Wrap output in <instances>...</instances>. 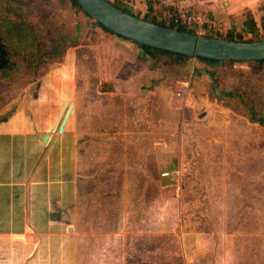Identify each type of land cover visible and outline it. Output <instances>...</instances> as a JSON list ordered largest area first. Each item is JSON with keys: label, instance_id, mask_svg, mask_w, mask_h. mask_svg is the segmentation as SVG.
Instances as JSON below:
<instances>
[{"label": "rangeland", "instance_id": "obj_1", "mask_svg": "<svg viewBox=\"0 0 264 264\" xmlns=\"http://www.w3.org/2000/svg\"><path fill=\"white\" fill-rule=\"evenodd\" d=\"M1 1L4 32L10 19L25 32L5 34L15 67L0 78V133L39 142L75 104L64 133L77 138L79 264H264V124L239 100L205 98L238 90L264 122V64L193 60L185 79L169 67L172 82L150 86L143 58L69 0Z\"/></svg>", "mask_w": 264, "mask_h": 264}, {"label": "crops", "instance_id": "obj_2", "mask_svg": "<svg viewBox=\"0 0 264 264\" xmlns=\"http://www.w3.org/2000/svg\"><path fill=\"white\" fill-rule=\"evenodd\" d=\"M151 5L149 10L147 0L131 2L132 9L142 16L160 19L168 11L198 9L207 26L213 27L211 31L224 36L241 32L249 14L256 22L264 14V0H206L200 4L151 0ZM104 37L128 48L133 63L143 58L139 62L147 64V85L167 86L172 82L165 70L169 66L149 70L138 44ZM184 82L183 85L188 84ZM193 85L200 87L197 82ZM205 94L209 104H213V99ZM209 113L205 111V116ZM28 135L19 131L0 133V264H79L81 234L75 225H70L68 216L77 199L75 187L73 192L70 185L77 174V138L63 132L53 136L47 145L42 141L44 135L39 142H30Z\"/></svg>", "mask_w": 264, "mask_h": 264}, {"label": "water", "instance_id": "obj_3", "mask_svg": "<svg viewBox=\"0 0 264 264\" xmlns=\"http://www.w3.org/2000/svg\"><path fill=\"white\" fill-rule=\"evenodd\" d=\"M80 8L94 22L109 32L132 41L162 51L190 57L220 62H264V40L239 42L226 38H216L164 27L141 17L124 12L108 0H77ZM204 114L200 118H202ZM65 123L58 130L62 134ZM44 135L42 141H47Z\"/></svg>", "mask_w": 264, "mask_h": 264}, {"label": "trees", "instance_id": "obj_4", "mask_svg": "<svg viewBox=\"0 0 264 264\" xmlns=\"http://www.w3.org/2000/svg\"><path fill=\"white\" fill-rule=\"evenodd\" d=\"M109 2H111L110 0H108ZM133 0H116L114 2H111L114 6L122 9L124 12L130 13L132 15H136L132 10V6H131V2ZM148 2V6H149V10L151 9L152 5H151V0H147ZM69 4L71 9H75V10H79L81 11V13L87 17L88 19H91L87 14H85L83 12V10L80 8L77 0H69ZM11 9L9 3H4L3 1L0 0V78L7 75L10 71H12L14 69V62H13V53L11 50V47L9 45L10 40L7 39V36L5 34H11L12 37L15 36H22L23 32H25L21 25L18 24L14 19H10V24L11 26L8 27L7 31L4 32V27H6L8 25V20L9 17H11ZM263 12H264V8H262ZM175 12V11H173ZM137 17H140V15H136ZM144 20L153 22L155 24L164 26V27H170V28H174V29H178L180 31H184V32H190L195 34L196 30L192 29V28H185V27H181L178 26L174 23H170L168 24L165 20H161L159 19L158 16H152V15H146L144 17H142ZM92 20V19H91ZM95 25L97 27H99L100 29H102L103 31H105L106 33L109 34V36L112 37H117L120 39H124L120 36H117L111 32H109L108 30H106L102 25L98 24L95 22ZM261 28H264V14L260 17L259 21L256 22V20L253 18L252 15H248L247 17V21L245 22V27L244 29L235 34H231L228 35L226 37V39H230V40H235V41H239V42H244V38L245 36H252L253 38H257L260 37V30ZM213 31H205L204 36H217L214 35L212 33ZM126 40V39H125ZM142 50H143V54H144V58L146 61H148V67L149 70L151 71H156L159 69H162L163 67H177V71L179 72V74H181V78L185 79L187 76V72L188 69L190 67V62L193 61L192 58L190 57H186L183 55H178V54H174V53H170V52H166V51H162L159 49H155V48H151V47H147V46H141L139 45ZM197 62H201L204 64H207L213 68H216L220 65H224V64H228V63H234V62H220V61H215V60H206V59H202V58H198L196 59ZM251 64H253L255 67L256 65L260 66L263 65L264 62H251ZM197 72V71H195ZM215 78V77H214ZM216 81V79H215ZM214 81V82H215ZM210 97L214 100H219V101H223L225 100H239L240 103L246 108L249 120L251 122L254 123H259V124H264L262 118H258L259 117V112L257 111V109L255 107H251L249 106L242 94L238 91H225L223 88H218L216 86H214L211 89V93H210Z\"/></svg>", "mask_w": 264, "mask_h": 264}, {"label": "built area", "instance_id": "obj_5", "mask_svg": "<svg viewBox=\"0 0 264 264\" xmlns=\"http://www.w3.org/2000/svg\"><path fill=\"white\" fill-rule=\"evenodd\" d=\"M188 2L194 4L203 3L206 0H186ZM168 24L174 23L178 26L185 27V28H192L196 30V33L203 35L205 31L213 30V27L207 26V22L201 11L198 9L195 10H187V11H168L163 14L162 17ZM190 92V85L185 84L182 89H180L176 96L178 98H185L189 95ZM163 177H168L169 173H164Z\"/></svg>", "mask_w": 264, "mask_h": 264}, {"label": "bare ground", "instance_id": "obj_6", "mask_svg": "<svg viewBox=\"0 0 264 264\" xmlns=\"http://www.w3.org/2000/svg\"><path fill=\"white\" fill-rule=\"evenodd\" d=\"M74 109H75V104L74 102H66L65 103V106H64V109H63V112L60 116V118L58 117L59 121H58V124H59V128L58 130L60 129V127L65 123V127H66V124L68 123L69 119L71 118V115L73 114L74 112ZM55 130V129H54ZM54 130L51 131V133H49V138L47 141H52L53 139V135L52 133H54ZM65 131V130H64ZM58 134H60L58 131H57ZM57 137V136H56ZM54 140V139H53ZM50 148V147H49Z\"/></svg>", "mask_w": 264, "mask_h": 264}]
</instances>
